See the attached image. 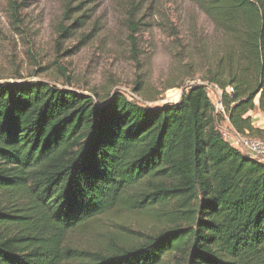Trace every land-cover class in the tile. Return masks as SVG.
<instances>
[{"label":"trees","instance_id":"trees-1","mask_svg":"<svg viewBox=\"0 0 264 264\" xmlns=\"http://www.w3.org/2000/svg\"><path fill=\"white\" fill-rule=\"evenodd\" d=\"M187 1L222 36L203 80L224 114L204 85L152 107L0 82V264H264V163L220 129L227 118L264 141L251 116H264V0ZM136 211L163 231L104 251L76 243Z\"/></svg>","mask_w":264,"mask_h":264},{"label":"rangeland","instance_id":"rangeland-1","mask_svg":"<svg viewBox=\"0 0 264 264\" xmlns=\"http://www.w3.org/2000/svg\"><path fill=\"white\" fill-rule=\"evenodd\" d=\"M221 39L187 0H0V82L41 81L101 100L119 93L152 107L204 85L217 104L220 89L203 79ZM257 121L264 128V116ZM101 224L76 247H129L163 231L138 211Z\"/></svg>","mask_w":264,"mask_h":264},{"label":"built area","instance_id":"built-area-1","mask_svg":"<svg viewBox=\"0 0 264 264\" xmlns=\"http://www.w3.org/2000/svg\"><path fill=\"white\" fill-rule=\"evenodd\" d=\"M222 93L220 91V97L216 101L215 111L216 113H225V108L221 101ZM223 137L226 141L230 142L239 152L248 156L250 159L264 163V141L250 136H244L234 130L232 127L221 126L220 127Z\"/></svg>","mask_w":264,"mask_h":264},{"label":"crops","instance_id":"crops-1","mask_svg":"<svg viewBox=\"0 0 264 264\" xmlns=\"http://www.w3.org/2000/svg\"><path fill=\"white\" fill-rule=\"evenodd\" d=\"M251 116H252V118H253L254 125H255L257 128L264 129V128H262V127H259V125H258V121H257V120H258L260 117H262L263 115H261V114H259V113H256V114H252ZM222 126H228V127H231V126H230V123H229V121H228L227 118H225V121H223Z\"/></svg>","mask_w":264,"mask_h":264},{"label":"bare ground","instance_id":"bare-ground-1","mask_svg":"<svg viewBox=\"0 0 264 264\" xmlns=\"http://www.w3.org/2000/svg\"><path fill=\"white\" fill-rule=\"evenodd\" d=\"M180 94V93H179ZM170 95V94H169ZM173 95V94H172ZM174 97V96H173ZM178 98V97H177ZM170 101V100H169ZM177 101V100H176Z\"/></svg>","mask_w":264,"mask_h":264}]
</instances>
